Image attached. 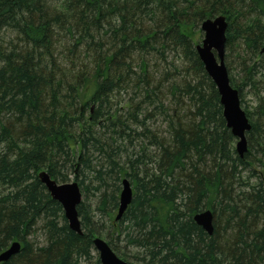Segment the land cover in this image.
I'll return each mask as SVG.
<instances>
[{"label": "trees", "instance_id": "16d2710c", "mask_svg": "<svg viewBox=\"0 0 264 264\" xmlns=\"http://www.w3.org/2000/svg\"><path fill=\"white\" fill-rule=\"evenodd\" d=\"M219 15L243 157L196 49ZM263 47L264 0H0V264H101L97 236L130 264H264ZM43 171L78 182L82 233Z\"/></svg>", "mask_w": 264, "mask_h": 264}, {"label": "water", "instance_id": "95a60500", "mask_svg": "<svg viewBox=\"0 0 264 264\" xmlns=\"http://www.w3.org/2000/svg\"><path fill=\"white\" fill-rule=\"evenodd\" d=\"M227 28L228 22L223 15L204 20L201 25L204 37L196 49L208 75L213 79L218 88L227 126L237 139L236 150L238 154L243 157L248 150L247 133L251 129V123L241 105L239 90L233 87L230 81L229 70L225 61ZM262 52L264 53V47ZM40 178L53 199L62 205L70 228L78 233H82L78 213V206L82 201V192L78 182L59 183L52 179L45 171L40 173ZM132 198V185L127 178H124L120 193V206L116 215L117 220L123 216ZM195 220L209 234H213V212L211 210H205L196 214ZM93 244L99 254L101 264H130L120 258L105 239L97 236L94 238ZM20 250L21 243L19 241L14 242L8 249L0 253V262L9 260Z\"/></svg>", "mask_w": 264, "mask_h": 264}, {"label": "rangeland", "instance_id": "374dc122", "mask_svg": "<svg viewBox=\"0 0 264 264\" xmlns=\"http://www.w3.org/2000/svg\"><path fill=\"white\" fill-rule=\"evenodd\" d=\"M250 99H251L252 101H254L253 98L250 97ZM235 144H236V143H235ZM93 255H94V256H99V254H98V252H97L96 249H94V251H93Z\"/></svg>", "mask_w": 264, "mask_h": 264}, {"label": "bare ground", "instance_id": "6f19581e", "mask_svg": "<svg viewBox=\"0 0 264 264\" xmlns=\"http://www.w3.org/2000/svg\"><path fill=\"white\" fill-rule=\"evenodd\" d=\"M15 242H16V241H15ZM13 243H14V242H13ZM13 243H12V244H13ZM7 249H8V248H7ZM4 251H5V250H4ZM2 252H3V251H2ZM2 252H1V253H2Z\"/></svg>", "mask_w": 264, "mask_h": 264}]
</instances>
